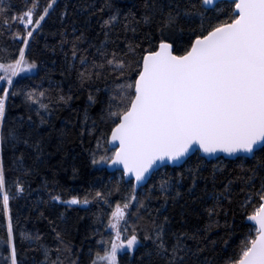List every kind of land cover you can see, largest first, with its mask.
I'll use <instances>...</instances> for the list:
<instances>
[{
	"label": "snow or ice",
	"instance_id": "6c2138e0",
	"mask_svg": "<svg viewBox=\"0 0 264 264\" xmlns=\"http://www.w3.org/2000/svg\"><path fill=\"white\" fill-rule=\"evenodd\" d=\"M59 7V0H44L42 5L40 0H26L23 9H16L11 3L0 7V23L11 29L10 21L19 22L16 30L10 32L18 38L16 54L0 55V209L7 221L8 245L3 264H21L14 238L10 206L13 193L6 180L4 152L10 148L16 156L13 163L22 166L25 149H31L38 163L45 155V136L50 139L52 132L50 128L45 133L41 126L50 123L52 109L60 106L58 102L68 104L73 99L71 90L65 94L58 88L53 101L47 99L49 93L45 89L28 87L24 98L29 110L35 109L38 121L32 115L21 114L19 118L13 117L16 123H7L9 97L22 91L16 87V78L36 69L38 64L28 55L30 38L43 31L46 18ZM75 7L85 15L83 30L71 22L69 32L62 23L58 33L61 48L67 45L70 50L65 51L67 64L76 69L77 80L85 87L114 74L111 86L104 84L102 98L89 88L88 104L99 102L101 118L110 121L107 132L99 130L102 136L96 138L91 163L122 166V177L135 179L131 196L122 203L117 201L108 217L105 227L112 234L107 242L98 244L103 251L97 250L89 264H121L118 256L121 250L134 253L143 248L141 264H187L189 257L201 252V245L197 244L194 251L187 242L189 238L199 240L198 230L173 228L170 216L160 218L161 209L150 205L151 199H160L161 207L170 200L175 204L181 195L180 180L165 174L159 184L148 186L143 197L136 189L137 185L143 187L154 171L164 167V161L185 160L190 154L202 160L217 152L254 161L233 178L242 179L249 186L243 204L249 226L239 249L224 264H264V0H140L138 10L135 4L126 6L120 0H95ZM97 12L98 31L103 32L99 41L88 33L95 26L93 18ZM68 14L65 4L59 13L60 20L65 21ZM197 19L200 23L193 27ZM129 32L133 35H127ZM141 32L143 35H136ZM89 49L93 51L89 53ZM100 91L95 88V93ZM87 119L85 108L84 120ZM85 131L97 129L81 126L80 133ZM57 132L62 138L66 129ZM102 139L111 143L114 150L101 152ZM200 153L205 156L200 157ZM76 171L73 168V173ZM215 172L214 166L210 173L211 192L205 184V194L215 201L207 207L208 230L220 223L217 216L221 201L232 199V180L217 189ZM176 175L183 179V172ZM198 175L199 164L195 169L189 166L192 180L189 193L194 192ZM48 183L45 178L43 186ZM15 188L16 193L24 191L19 179ZM48 192L51 200L63 201L60 190L48 188ZM95 196L104 199L105 194L96 190ZM89 199L87 193L83 199L71 194L63 202L88 204ZM191 199L198 197L192 195ZM132 201L136 204L132 205ZM224 211L227 214L228 209ZM144 213L149 214V227L142 231L137 225L145 218ZM131 216L136 220L131 221ZM55 236V259H49V248L45 246L44 260L63 264L62 253L72 254L71 242L60 230H55ZM77 261L78 257L68 264Z\"/></svg>",
	"mask_w": 264,
	"mask_h": 264
},
{
	"label": "trees",
	"instance_id": "16d2710c",
	"mask_svg": "<svg viewBox=\"0 0 264 264\" xmlns=\"http://www.w3.org/2000/svg\"><path fill=\"white\" fill-rule=\"evenodd\" d=\"M95 2V0H59L60 7L57 8L50 17L46 18L44 29L30 38L28 55L38 61L36 69L31 72L20 74L17 79V88L22 91L15 96H10L7 102V123H16L13 117L19 118L32 115L34 120L38 121L35 109L31 111L27 107L24 92L28 87L43 88L49 95L47 99L56 101L57 89H63L67 94L71 90L73 99L64 104L58 102L60 106L52 109L50 123L42 125L45 133L51 128V136H45L44 157L37 163L31 149H25L23 165L18 166L13 163L16 156L10 148L4 152L5 174L8 189L13 193L10 199L11 214L13 218L14 238L17 247V256L21 264H49L44 260V247L49 248V259H55L56 249L53 247L57 243L55 230H60L63 236L71 242L72 254L62 253L63 264L78 257L77 264H89V260L95 255L98 244L107 242L111 235L109 228L105 227L111 211L115 208L117 201L121 203L126 197L131 196V184L126 182L121 172L110 174L106 166L93 165L91 163V151L96 148V138L102 136V132H107L110 127V121L101 118V105L99 102L88 104L89 88L93 89L95 95L103 97L104 84L111 86V74L108 79L102 77L99 80L89 82L85 87L77 80V71L69 67L65 60V51H69L67 45L61 48L58 35L62 23L69 32L75 26L83 30L85 24V15L75 6ZM123 5L131 6L135 4L139 9L140 0H120ZM11 3L16 9H23L26 0H0V7ZM41 5L44 0H40ZM68 5V16L65 21L59 18L60 11L64 5ZM100 13L97 12L93 18L92 28L88 33L94 36L97 41L103 39V32L98 31L99 24L97 18ZM12 28L0 23V55L8 57L15 55L19 47L18 38H14L10 32L15 31L19 22L10 21ZM197 19L193 27L199 25ZM21 27V31H22ZM56 33V34H54ZM124 35V33H121ZM127 35H133L131 32ZM136 35H143L137 33ZM123 44V41L120 42ZM87 47V45H84ZM93 50L89 49V53ZM78 63V61H77ZM2 74V73H0ZM71 86V89L70 87ZM100 88L99 93H95V88ZM85 108H87L88 119L84 120ZM81 126L88 129L95 127L97 131L80 133ZM66 129L65 135L61 138L57 130ZM59 143V147H57ZM19 147L24 148L23 145ZM104 150L113 151L109 142L101 140V152ZM17 156L19 153L16 154ZM201 157V155H200ZM254 163L250 159L244 160H225L223 158L215 161L199 159L197 155L191 157L183 166L178 168L165 167L155 173L149 184L137 194L141 197L146 195V189L149 185L159 184L160 179L167 176L180 180L181 195L176 198V203L171 200L167 205L161 207L160 199H151L150 205L160 208V218L163 215L170 216V222L173 228L187 229L189 232L198 230L199 240L188 239L193 250L197 244L202 246V251L189 257L187 264H224L227 258H230L239 249L240 241L244 239L249 224L246 220L247 211L243 206L246 196L249 194V186L243 183L242 179H233L241 175L247 168ZM199 164V175L196 179L194 192L187 191L189 184L192 183L189 176V166L193 169ZM241 164L245 167L242 168ZM215 166L216 188L220 189L230 179L232 180L231 201L227 199L221 201L222 208L218 212L217 219L220 223L212 225L208 230L205 225L208 223L207 207L215 203L212 196L205 194V184L207 191L213 189V181L210 173ZM73 168L77 171L73 173ZM25 169H31L26 171ZM183 172L181 180L177 173ZM45 178L49 183L47 187L43 186ZM207 178V180H205ZM19 179L24 185L22 193H16L15 182ZM256 186L259 187L258 179ZM55 181V184L52 181ZM48 188H55L62 192L63 201H66L71 194H78L82 199L87 193L90 197L88 204L69 205L63 201H53L50 199ZM243 189V190H241ZM100 190L105 194L104 199L95 196V191ZM156 195V193H153ZM198 197L197 200L191 199V196ZM107 201V202H106ZM136 201H132L135 205ZM132 205L129 207L131 208ZM251 207L250 205L248 206ZM224 209H228L225 214ZM135 211V208H132ZM144 213V219H141L137 227L143 231L149 227L147 216ZM131 221L136 220L135 216L130 217ZM227 221V223H225ZM132 227L131 222L128 225ZM7 233V221L0 209V264L7 259L8 245L5 243ZM21 233H24L22 236ZM39 236V239L35 237ZM104 238L102 241L101 238ZM141 238L143 235L141 232ZM145 241V244H150ZM91 249V252H90ZM144 251L141 248L134 253H125L119 257L121 264H141L140 254Z\"/></svg>",
	"mask_w": 264,
	"mask_h": 264
},
{
	"label": "water",
	"instance_id": "95a60500",
	"mask_svg": "<svg viewBox=\"0 0 264 264\" xmlns=\"http://www.w3.org/2000/svg\"><path fill=\"white\" fill-rule=\"evenodd\" d=\"M109 145H110V148L112 150H114V148L112 147L111 143H109ZM200 155H201V157L205 156V154H203V153H200ZM193 156H194V154H190L188 157L185 158V160L176 161V162L164 161V162H162V164H164L165 166L164 167H160L158 170L154 171V174L157 173L158 171H160L161 169L165 168V167H172V168L181 167ZM221 158H223L225 160H231V161L237 160V158H235L233 156H229V154L224 153V152H217V153H214L212 155H208L206 160L207 161H215V160H218V159H221ZM106 168H107L109 173H115V172H121L122 166H119V165H116V166L107 165ZM154 174H152L151 178L153 177ZM124 179H125L126 182L135 183L134 177L130 178L128 176H124ZM150 180L151 179H149L147 181V183H145L143 185V187H140V185H137L136 191L144 189L149 184ZM247 223L249 224L248 221H247Z\"/></svg>",
	"mask_w": 264,
	"mask_h": 264
},
{
	"label": "rangeland",
	"instance_id": "374dc122",
	"mask_svg": "<svg viewBox=\"0 0 264 264\" xmlns=\"http://www.w3.org/2000/svg\"><path fill=\"white\" fill-rule=\"evenodd\" d=\"M71 205H77V204H71ZM111 234H112V233H111ZM125 253H127V252L121 250V251L118 253V256L120 257L121 255H123V254H125Z\"/></svg>",
	"mask_w": 264,
	"mask_h": 264
},
{
	"label": "bare ground",
	"instance_id": "6f19581e",
	"mask_svg": "<svg viewBox=\"0 0 264 264\" xmlns=\"http://www.w3.org/2000/svg\"><path fill=\"white\" fill-rule=\"evenodd\" d=\"M107 169V168H106ZM108 171V170H107ZM116 173V172H115ZM110 174H113V173H110Z\"/></svg>",
	"mask_w": 264,
	"mask_h": 264
}]
</instances>
